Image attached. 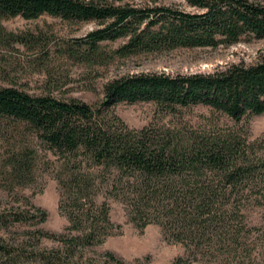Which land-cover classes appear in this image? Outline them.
I'll return each instance as SVG.
<instances>
[{
	"label": "trees",
	"instance_id": "16d2710c",
	"mask_svg": "<svg viewBox=\"0 0 264 264\" xmlns=\"http://www.w3.org/2000/svg\"><path fill=\"white\" fill-rule=\"evenodd\" d=\"M161 0L112 4L107 0H0V44L37 47L42 40L6 34L3 22L48 15L99 27L74 45L57 50L75 64H106L115 57L161 54L184 48H227L264 41V4L251 0ZM183 7V8H181ZM188 8V10H185ZM123 43L110 52L105 42ZM46 62L49 59L46 54ZM47 65V63H44ZM154 103L167 113L202 105L235 122L264 114V52L250 64H230L210 74L169 76L132 74L103 86V100L92 107L50 92L33 95L0 87V180L11 198L0 207V231L22 223L44 222L47 212L18 196L48 172L58 185V211L67 233L43 230L40 237L60 248L38 253L41 264H76L85 249L113 235L108 198L120 201L136 227L162 228L165 238L196 252L212 229L226 228L236 205L263 209L264 139L237 132H189L145 127L130 129L114 112L120 103ZM100 194L103 200H98ZM234 211V212H233ZM235 215H231V214ZM0 236L4 264H15L13 250ZM107 257L124 264L111 253ZM67 257L62 260V256ZM236 252L219 254L234 261ZM174 264H191L178 257Z\"/></svg>",
	"mask_w": 264,
	"mask_h": 264
},
{
	"label": "rangeland",
	"instance_id": "374dc122",
	"mask_svg": "<svg viewBox=\"0 0 264 264\" xmlns=\"http://www.w3.org/2000/svg\"><path fill=\"white\" fill-rule=\"evenodd\" d=\"M107 1L112 4H136L140 0ZM251 1L264 4V0ZM161 2L181 5L179 0ZM96 27L99 26L95 22L77 24L48 15L32 20L16 17L4 21L6 34L40 39L42 43L37 47L14 42L0 44V87H15L33 95L50 92L57 98H73L96 107L103 100V86L116 77L141 73L169 76L210 74L230 64H250L258 52H264V41L250 40L227 48H184L161 54L115 57L106 64L92 66L75 64L58 54V49L74 45L77 39L85 37ZM122 43L121 40L105 42L101 44V49L110 52ZM47 53L49 59L46 62ZM112 110L134 130L155 127L174 130L179 136L189 132L223 133L231 130L250 141L264 139V114L235 122L202 105L167 113L154 103L145 102L132 105L120 103ZM2 148L0 140V155ZM17 191L18 196L28 197L35 206L45 210L47 218L41 223L16 224L0 231L1 242L13 250L15 264H41L37 254L58 249L60 245L56 240L40 237L35 232L67 233L66 218L58 211V185L50 173L44 172L37 176L34 184ZM10 199L0 180L1 209L7 206ZM98 200H103L102 194ZM107 203L110 220L116 227L113 235L103 244L85 249L82 256L75 259L76 264H116L106 253H111L124 264H174V260L182 256L189 258L191 264H264L263 209L252 203L236 205L241 213L237 217L230 216L226 228L212 229L199 240L207 241L204 243L210 241L211 245L209 250L201 245L196 252L192 245L186 248L165 238L157 224H150L144 229L136 227L120 201L108 198ZM231 251L237 254L233 262L219 256ZM66 259L63 255L62 260ZM5 261L0 254V264Z\"/></svg>",
	"mask_w": 264,
	"mask_h": 264
}]
</instances>
